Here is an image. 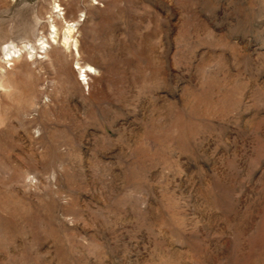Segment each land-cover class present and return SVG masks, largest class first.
Returning <instances> with one entry per match:
<instances>
[{
    "label": "rangeland",
    "instance_id": "1",
    "mask_svg": "<svg viewBox=\"0 0 264 264\" xmlns=\"http://www.w3.org/2000/svg\"><path fill=\"white\" fill-rule=\"evenodd\" d=\"M0 264H264V0H0Z\"/></svg>",
    "mask_w": 264,
    "mask_h": 264
},
{
    "label": "bare ground",
    "instance_id": "2",
    "mask_svg": "<svg viewBox=\"0 0 264 264\" xmlns=\"http://www.w3.org/2000/svg\"><path fill=\"white\" fill-rule=\"evenodd\" d=\"M67 40V39H66ZM66 40H65V42H66ZM6 52V59L9 61V60H12L13 58H14V54L13 53H16L15 51H5ZM7 61V62H8ZM8 64H10V63H8Z\"/></svg>",
    "mask_w": 264,
    "mask_h": 264
}]
</instances>
